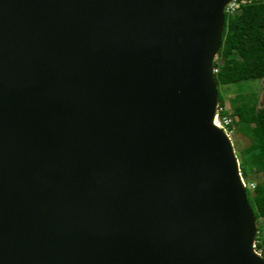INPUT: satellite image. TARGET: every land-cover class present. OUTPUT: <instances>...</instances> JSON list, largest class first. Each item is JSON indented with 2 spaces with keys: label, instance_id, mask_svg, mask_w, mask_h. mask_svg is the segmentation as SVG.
<instances>
[{
  "label": "water",
  "instance_id": "95a60500",
  "mask_svg": "<svg viewBox=\"0 0 264 264\" xmlns=\"http://www.w3.org/2000/svg\"><path fill=\"white\" fill-rule=\"evenodd\" d=\"M231 1L0 0V264H264L213 122Z\"/></svg>",
  "mask_w": 264,
  "mask_h": 264
},
{
  "label": "trees",
  "instance_id": "16d2710c",
  "mask_svg": "<svg viewBox=\"0 0 264 264\" xmlns=\"http://www.w3.org/2000/svg\"><path fill=\"white\" fill-rule=\"evenodd\" d=\"M237 2L235 10H224L219 59L215 60L217 89L235 84L237 92L229 98V117L236 132L248 144L235 151L246 199L257 225L254 249L264 258V103L258 104L255 93L245 92L243 83L264 76V0ZM218 103L223 98L218 90ZM223 107V106H222ZM220 108L218 115L224 116ZM260 178H256V175ZM252 176V177H251Z\"/></svg>",
  "mask_w": 264,
  "mask_h": 264
},
{
  "label": "rangeland",
  "instance_id": "374dc122",
  "mask_svg": "<svg viewBox=\"0 0 264 264\" xmlns=\"http://www.w3.org/2000/svg\"><path fill=\"white\" fill-rule=\"evenodd\" d=\"M237 2L232 1L231 3L227 4V7L229 10H235L237 6ZM219 56L217 53V56L215 57L214 60H218ZM243 86L245 87L244 91L245 92H254L257 98V103L260 105L264 103V76L260 79H253V80H247L246 82L243 83ZM237 86L235 84H228V85H221L217 90H219L220 94L222 95L223 98V109L225 110V115L224 116H230L229 115V98L235 95L237 92ZM219 102V101H218ZM228 136L231 140L234 152L237 149H241L245 147L248 144V140L245 136L242 134L236 132L233 128V125H230L227 128ZM252 177V176H251ZM256 178H260V175H256ZM248 184V185H247ZM245 184L246 186L251 187L252 183H247Z\"/></svg>",
  "mask_w": 264,
  "mask_h": 264
},
{
  "label": "clouds",
  "instance_id": "9594fccd",
  "mask_svg": "<svg viewBox=\"0 0 264 264\" xmlns=\"http://www.w3.org/2000/svg\"><path fill=\"white\" fill-rule=\"evenodd\" d=\"M232 1H234V0H232ZM231 1V2H232ZM241 2H243V1H241ZM226 7V6H225ZM225 7H224V10H225ZM214 62H215V60H214ZM214 69H215V66H214ZM214 73H215V71H214ZM218 107H220L219 106V103L217 104V109H216V114H215V116H217L219 119H222L223 117H227V118H229L230 119V121L226 124V126H224L223 128L222 127H220L219 125H217V123L215 122V124L218 126V127H220L224 132H226L227 133V135H228V130H227V125L231 122V118L230 117H228V116H219L218 115V111L220 110V109H218ZM220 108H222V106L220 107ZM215 116H214V121H215ZM248 185V184H247ZM245 187H246V185H245ZM249 187V186H248Z\"/></svg>",
  "mask_w": 264,
  "mask_h": 264
},
{
  "label": "built area",
  "instance_id": "2783aa9c",
  "mask_svg": "<svg viewBox=\"0 0 264 264\" xmlns=\"http://www.w3.org/2000/svg\"><path fill=\"white\" fill-rule=\"evenodd\" d=\"M231 3V2H230ZM229 4V3H228ZM226 10H228V7L226 5L225 7ZM214 71H216V69H214ZM218 109H220V107H218ZM230 121L229 118L227 117H223L222 119H219L217 116H215V122L217 123V125H219L220 127H224L226 126V124Z\"/></svg>",
  "mask_w": 264,
  "mask_h": 264
},
{
  "label": "bare ground",
  "instance_id": "6f19581e",
  "mask_svg": "<svg viewBox=\"0 0 264 264\" xmlns=\"http://www.w3.org/2000/svg\"><path fill=\"white\" fill-rule=\"evenodd\" d=\"M214 122V124H215V121H213ZM216 125V124H215Z\"/></svg>",
  "mask_w": 264,
  "mask_h": 264
}]
</instances>
